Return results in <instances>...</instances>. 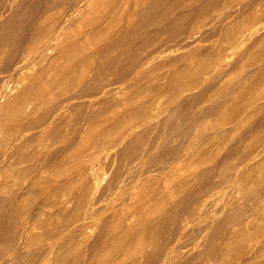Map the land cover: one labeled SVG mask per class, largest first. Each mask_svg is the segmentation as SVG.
<instances>
[{
    "label": "rangeland",
    "instance_id": "1",
    "mask_svg": "<svg viewBox=\"0 0 264 264\" xmlns=\"http://www.w3.org/2000/svg\"><path fill=\"white\" fill-rule=\"evenodd\" d=\"M0 2V104L12 101L0 125L22 122L15 100L36 96L44 69L60 80L79 68L32 112L78 95L58 138L32 146L28 133L4 158L0 129V264H264V0ZM95 123L114 134L101 147ZM59 136L79 137L83 162L52 165L68 150Z\"/></svg>",
    "mask_w": 264,
    "mask_h": 264
},
{
    "label": "bare ground",
    "instance_id": "2",
    "mask_svg": "<svg viewBox=\"0 0 264 264\" xmlns=\"http://www.w3.org/2000/svg\"><path fill=\"white\" fill-rule=\"evenodd\" d=\"M15 1V0H14ZM86 1V0H85ZM84 2V1H83ZM1 3V2H0ZM3 3V2H2ZM10 3V2H9ZM11 3H12V0H11ZM13 4V3H12ZM11 4V5H12ZM2 5V4H1ZM4 5H5V3H4ZM6 5H7V3H6ZM5 5V6H6ZM10 5V6H11ZM75 5V7H76V4H74ZM86 5H87V3H86ZM89 5V4H88ZM83 6V5H82ZM13 7V6H12ZM74 7V6H73ZM77 8V7H76ZM78 10H79V8H78ZM8 11V10H7ZM68 11H69V9H68ZM78 12V11H77ZM1 14V16H2V14L3 13H0ZM4 14H5V12H4ZM3 14V15H4ZM74 14V13H73ZM72 15V14H71ZM68 16V15H67ZM69 16H70V12H69ZM52 18H53V16H51ZM55 17V16H54ZM64 17H65V15H64ZM67 18V17H66ZM0 19H2L1 17H0ZM63 20V19H62ZM61 20V21H62ZM65 20V19H64ZM1 21V20H0ZM9 22V21H8ZM63 22V21H62ZM1 25H2V23H0ZM40 24H42V23H40ZM40 24H39V26H40ZM49 24V23H48ZM58 24V23H57ZM59 24H60V22H59ZM49 26H50V24H49ZM45 27V26H44ZM51 27V26H50ZM49 27V28H50ZM52 27H56V24H55V26L53 25ZM59 27V26H58ZM62 27H63V25H62ZM249 28V27H248ZM259 28H261V26L258 24V25H256V26H254L252 29H250L248 32H246V33H244V36L242 37V40H240L239 41V43L237 44V45H235L236 47H238L239 45H241V43L243 42V41H245L246 39H248V38H250L255 32H257V31H259ZM52 29V28H51ZM60 29H61V27H60ZM33 30V29H32ZM51 31V30H50ZM42 32V31H41ZM40 32V33H41ZM48 32H49V30H48ZM47 32V33H48ZM59 33H61V31L59 30V29H55V31L53 30V33H50V35L49 36H47V37H45V38H43V39H41V41H39L38 42V48H39V50H38V48L36 49V51L38 52V54L37 55H39V56H42L43 55V53L45 52V50L47 49V47L48 46H50L49 44H51V41L53 40V39H55L56 38V36H58L59 35ZM45 34V33H44ZM49 34V33H48ZM34 36V35H33ZM29 37V36H28ZM32 37V36H31ZM34 38V37H33ZM36 38H37V36H36ZM35 38V39H36ZM41 38V37H40ZM38 39V38H37ZM2 40V39H1ZM0 40V41H1ZM32 40V39H31ZM2 43H3V41H2ZM28 43V42H27ZM34 43V42H33ZM1 44V43H0ZM75 45H78L77 43L75 44ZM1 46H2V44H1ZM24 46H25V43H24ZM234 46V47H235ZM4 47V46H3ZM21 47H23V46H21ZM36 48V47H35ZM1 49H2V47H1ZM16 49H17V47H16ZM15 49V50H16ZM24 49V48H23ZM23 49H21V50H23ZM26 49V48H25ZM28 49V48H27ZM4 50V49H3ZM19 50V49H18ZM0 52H1V50H0ZM3 53H4V51H3ZM28 53V52H27ZM46 53V52H45ZM20 54H22L21 53V51H20ZM20 54H19V57H20ZM3 55V54H2ZM1 55V56H2ZM23 55H24V52H23ZM45 55V54H44ZM0 56V57H1ZM22 56V55H21ZM25 56H27V54L25 55ZM29 56V55H28ZM27 56V57H28ZM27 57H23V58H20L15 64H16V67L15 68H17L18 66H20V65H22V64H24V61L27 59ZM37 57V56H36ZM46 57V56H45ZM15 58H16V56H15ZM18 58V57H17ZM12 59V58H11ZM43 59V58H42ZM40 60V59H39ZM144 60V59H143ZM16 61V60H15ZM31 60L29 59V62H30ZM44 61V60H43ZM148 61V60H147ZM151 61V60H150ZM13 62V61H12ZM40 62V61H39ZM49 63V66H50V61H48ZM116 62V61H115ZM25 63L26 64H28L26 61H25ZM44 63V62H43ZM89 63V62H88ZM146 63V62H145ZM148 63H149V61H148ZM26 64H24V66L26 65ZM47 64V65H48ZM53 64V63H52ZM86 64V63H85ZM136 64H138V63H136ZM141 64V63H140ZM7 65H10V64H8V62H7ZM88 65V64H87ZM12 66H13V64H12ZM23 66V65H22ZM28 66V65H27ZM44 67H45V65H43ZM140 66V65H139ZM53 67V66H52ZM52 67H51V69H52ZM143 67V66H142ZM141 67V68H142ZM5 68H7V67H5ZM19 68H22V67H19ZM50 68V67H49ZM9 69H10V67H9ZM24 69V68H23ZM23 69H20V70H23ZM41 69H42V67H41ZM44 69V68H43ZM136 69V68H135ZM137 69H138V66H137ZM13 70V69H12ZM19 70V71H20ZM60 70V69H59ZM75 70H76V68H75ZM74 70V71H75ZM52 71V70H51ZM133 71V70H132ZM131 71V72H132ZM135 71V70H134ZM138 71H140V70H138ZM4 72V71H3ZM5 72H6V70H5ZM53 72V71H52ZM60 72V71H59ZM68 72V71H67ZM0 73H2V72H0ZM12 73V72H11ZM14 73H15V70H14ZM41 73H42V70H41ZM51 73V72H50ZM50 73H48V72H46V70L44 69V73L42 74V76L40 75L39 77H40V81H38V83L36 84L37 86H38V90H36V91H38V92H36L34 89V92H36L37 94H36V96L33 98V99H30L29 98V100H27L28 99V97H27V99H26V93H25V95L23 94V96H25V98H16V100H15V102L16 103H18V105L20 104V107H19V110H18V107H17V109H16V107H14L15 109H16V112H17V110H18V112L20 113V116H21V118H20V122L21 123H19V124H16V127L14 126V127H12L11 126V124L9 123V122H7V121H4L5 120V118L3 119V121L4 122H2V124L0 125V129L2 128V132L3 131H5V134H6V136L8 137V142H7V140H5L7 143L5 144V145H7V148H6V150H5V153L2 155L4 158L5 157H7L8 156V154H7V152H8V149H10V148H14V147H16L21 141H23V139H25V137H26V140L28 139L27 137H28V133H31V138L30 139H28V140H30V142H29V145L32 143V142H34V141H37V142H41L42 144H45V143H43L44 141H46V143H47V140L49 139V136H56L57 138H58V132L60 131V129L62 128V126H63V123L65 122V120L66 119H68L69 120V117H71V116H69V114H71V112H72V114H73V109L78 105V100H79V96L78 95H75V96H71V97H69L68 99L66 98V99H64V100H58L59 102H57L53 107H51L50 108V111L48 112V113H46L47 111L45 110V113H43V115L42 116H40V117H37V118H34L32 115H33V113L32 112H34V111H36L37 109H38V107L39 108H41L40 106H39V104H45V103H48L49 104V102H51V100L54 98V100L56 99L55 98V92H56V90H57V88L58 87H61V86H63L62 84H64V83H67V82H71V80H73L74 78L75 79H77L78 77H79V68L77 69V71H76V74L73 72V74H72V72H71V74L72 75H74L75 77H73L72 75H66V76H63V78H61L60 80L58 79L57 80V78H52L53 76L52 75H50ZM56 73V72H55ZM133 73V72H132ZM142 73V72H141ZM6 74H7V72H6ZM59 74V73H58ZM61 74H62V72H61ZM128 74V73H127ZM13 75V74H12ZM36 75V74H35ZM57 75V74H56ZM60 75V74H59ZM132 75V74H131ZM3 76V75H2ZM50 76H52V77H50ZM54 76H55V74H54ZM137 76V75H136ZM4 77H5V75H4ZM8 77V76H7ZM9 79V78H8ZM7 79V80H8ZM74 79V80H75ZM129 79H130V77H129ZM134 79H135V77H134ZM2 80H3V77H2ZM2 80H1V82H2ZM76 81V80H75ZM78 81V80H77ZM5 82H6V80H5ZM4 83V82H3ZM60 83H62V84H60ZM0 84H2V83H0ZM33 84V83H32ZM73 84V83H72ZM78 84V83H77ZM4 85V84H3ZM2 85V86H3ZM6 85V84H5ZM68 85V84H67ZM35 86V85H34ZM70 85H68V87H69ZM5 87H7V86H5ZM29 87V85L27 86V88ZM64 87H65V84H64ZM71 87H72V85H71ZM2 88V87H1ZM26 88V89H27ZM35 88V87H34ZM74 88H75V86H74ZM7 89V88H6ZM6 89H4V87H3V90L5 91ZM9 89V88H8ZM10 90V89H9ZM25 90V89H24ZM64 90V89H63ZM30 91V89L28 90V92ZM105 93L107 92L108 93V91H109V89H104L103 90ZM0 92H1V90H0ZM9 92V91H8ZM21 92V91H20ZM31 92V91H30ZM29 92V93H30ZM61 92V91H60ZM60 92H59V94H60ZM102 92V91H101ZM58 93V92H57ZM100 93V92H99ZM5 94H6V92H5ZM21 94V93H20ZM76 94V93H75ZM100 94H102V93H100ZM30 95V94H29ZM32 95V94H31ZM58 95V94H57ZM56 95V96H57ZM1 96V95H0ZM23 96H21V97H23ZM60 96V95H59ZM69 96V95H68ZM58 97V96H57ZM59 98V97H58ZM62 98V97H61ZM15 99V98H14ZM14 99H13V102H14ZM57 100H55V102H56ZM1 102V101H0ZM9 102V101H8ZM55 102H53V104L55 103ZM11 104H12V101L11 102H9V103H7V105L6 106H1L2 104H0V117H2L3 116V114L5 115V117L8 115H6V113H8V107H10L11 108ZM14 105V104H13ZM17 105V104H16ZM51 105H52V103H51ZM45 106H46V104H45ZM50 106H48V108H49ZM43 108H44V105H43ZM12 112V111H11ZM11 112H10V114H11ZM19 113H17V114H19ZM101 113V112H100ZM36 114V113H35ZM94 114H95V111H94ZM14 116H13V118L15 117V112H14V114H13ZM96 115H97V111H96ZM99 115V114H98ZM10 116V115H9ZM69 116V117H68ZM68 117V118H67ZM94 118H97V117H95V116H93ZM16 118H19L18 116L17 117H15V119ZM98 118H100L101 120H104L105 118H101L100 116H98ZM120 118V117H119ZM10 119H11V116H10ZM14 119V120H15ZM17 120V119H16ZM117 120V119H116ZM130 121H132L131 120V118L129 119ZM8 121H9V119H8ZM97 121V120H96ZM119 121V125H117L116 123V125H117V127H119L120 125H123V123L124 124H127V123H130V121H128V119H119L118 120ZM1 122V121H0ZM11 122V121H10ZM18 122V121H17ZM99 122H100V124H101V121L99 120ZM103 123H104V121H102ZM107 121H105V123H106ZM117 122V121H116ZM12 123H14L13 122V120H12ZM16 123V122H15ZM102 123V124H103ZM104 123V124H105ZM114 123V122H113ZM25 124V125H24ZM66 124V123H65ZM76 124H78V123H76ZM97 124H98V122H97ZM96 123H95V125L96 126H98ZM133 124V123H132ZM13 125V124H12ZM18 125V126H17ZM73 125V124H72ZM134 125V124H133ZM74 126H75V124H74ZM93 126H94V124H93ZM92 126V127H93ZM94 127V128H92L93 129V133H94V136H95V138L93 137V136H91V137H93L94 138V140H95V142H94V144L97 146V147H101L100 145H102L101 143H103V142H107L106 140H108V139H110V135L111 134H113V132H111L110 134H109V132L107 133V130H105V131H99V126L98 127ZM106 126V125H105ZM110 126V125H109ZM113 126H114V124H113ZM128 126V125H127ZM130 127H131V124L129 125ZM128 126V127H129ZM139 125H134V126H132L130 129V132L125 136V137H123V140H126V137H128L129 135H131L132 133H134L135 131H136V129H137V127H138ZM22 128V129H21ZM104 127L102 126V129H103ZM107 128H110V127H108L107 126ZM21 129V130H20ZM63 129V128H62ZM69 128H67V130H68ZM98 129V130H97ZM101 129V130H102ZM128 129V128H127ZM65 128H64V133H65ZM74 132H77V131H79V128L77 129V127H75V129H72ZM112 131H113V129H111ZM118 130V129H117ZM119 130H121V127H120V129ZM118 130V131H119ZM123 130H126V128L125 129H123ZM89 131H91L92 132V130H89ZM60 132H62V131H60ZM127 132H128V130H127ZM4 133V132H3ZM3 133L1 134L2 136H3ZM33 133V134H32ZM90 133V132H89ZM118 133V132H117ZM63 134V133H62ZM67 134H68V132H67ZM71 134V133H70ZM0 135V137H2ZM79 135V134H78ZM114 135V134H113ZM5 136V135H4ZM75 136V135H74ZM112 136V135H111ZM60 137V136H59ZM73 137V136H72ZM6 139V138H5ZM102 139H104V140H102ZM50 140V139H49ZM53 140V139H52ZM54 140H56V139H54ZM122 140V141H123ZM4 141V142H5ZM57 141H58V139H57ZM121 141V142H122ZM28 142V141H27ZM49 142V141H48ZM58 142H60V143H65V145L67 144L68 145V150H66L65 151V153L64 154H62V152H61V154L62 155H57V154H55V155H57V156H55V157H53L50 161L52 162V165H53V163H54V161L55 162H58L59 164H62L63 162H67L68 160H70L71 158H75V160L76 159H78L79 160V155H80V159L83 157V152L85 151V148L83 147L84 145L82 144V147H81V152H79V137H75V138H70V137H63V138H61L60 137V140L58 141ZM58 142H57V144H58ZM51 143V142H50ZM54 143V142H53ZM52 143V144H53ZM55 143H56V141H55ZM59 143V144H60ZM23 145H24V143H22ZM34 144H35V142H34ZM42 144H41V146H42ZM4 145V146H5ZM32 145V144H31ZM48 145V144H47ZM64 145V146H65ZM66 145V146H67ZM33 146V145H32ZM54 146V145H53ZM58 146V145H57ZM57 146H55V148L57 147ZM61 146V145H60ZM81 146V145H80ZM6 147V146H5ZM25 147V146H24ZM36 147V146H35ZM45 147H46V145H45ZM52 147V146H51ZM51 147H49V148H51ZM38 147H36V150H38L37 149ZM41 148H43V147H41ZM48 148V149H49ZM52 149V148H51ZM50 149V150H51ZM12 150V149H11ZM14 150V149H13ZM41 150H43V149H41ZM44 150H46L45 148H44ZM35 151V150H34ZM63 151V150H62ZM33 152V151H32ZM31 152V153H32ZM36 152V151H35ZM40 152V151H39ZM56 152V151H55ZM54 152V153H55ZM60 152V151H59ZM3 153V152H2ZM27 153H29V152H26V154ZM18 154V153H17ZM42 153H40V155L38 154V156L36 157V159H37V161H39V163H42V162H44L45 163V161L46 160H49V155H41ZM0 155H1V153H0ZM52 155V154H51ZM18 156V155H17ZM30 156V155H29ZM33 156V155H32ZM82 156V157H81ZM14 157H15V155H14ZM20 157H22V155L20 156ZM31 157V156H30ZM35 157V156H34ZM34 157H33V159H34ZM8 158H10V157H8ZM3 159V158H2ZM13 159V158H12ZM18 159H19V157H18ZM24 159L26 160V158H25V156H24ZM24 159H22V160H24ZM32 159V160H33ZM9 159H7V161H8ZM11 160V159H10ZM2 161V160H1ZM82 162H83V158H82V160H81ZM3 162V161H2ZM3 164V163H2ZM92 168H93V166H92ZM0 170H1V168H0ZM2 170H3V168H2ZM259 170V169H258ZM261 170V169H260ZM92 171V170H91ZM262 171V170H261ZM2 172V171H1ZM259 173H257V175L259 174L260 175V171H258ZM206 173V172H205ZM262 173H264V172H262ZM261 175H263V174H261ZM260 175V176H261ZM196 196V195H195ZM259 202H260V200H258ZM257 204H259V203H257ZM93 205H94V203H93ZM89 210V209H88ZM232 217V216H231ZM230 217V218H231ZM227 218V217H226ZM227 220V219H226ZM231 220H233L232 218H231ZM231 220H230V222H231ZM226 222H228V221H226ZM225 222V223H226ZM230 222H228V226H229V223ZM249 222V221H248ZM246 223V222H245ZM188 224H189V222H186L185 224H183V226L186 228L187 226H188ZM232 224V223H231ZM249 224V223H248ZM224 226V225H223ZM226 226V225H225ZM246 226V225H245ZM249 227V226H248ZM250 227H251V225H250ZM253 228H254V226H252ZM235 228V227H234ZM241 228V227H240ZM242 228L243 229H241V230H239V227H238V229L237 230H232L233 232H232V234L228 237L227 236V239H225L226 241H225V243H224V245L222 246V250L220 251V252H222L223 254H226L227 252H230L231 250H233V248H234V246H233V243H235V242H240V241H234V240H237L239 237H240V239H241V235L242 234H244L245 233V230L244 229H246V228H244L243 226H242ZM239 230V231H238ZM242 230H244V232L242 233ZM247 231V230H246ZM251 232V231H250ZM231 233V232H230ZM242 233V234H241ZM251 233H253V231L251 232ZM255 233V232H254ZM254 235V234H253ZM253 235H251L250 234V236L252 237ZM247 236H248V234H247ZM237 238V239H236ZM249 238V237H248ZM239 239V240H240ZM242 239H243V237H242ZM244 239H245V237H244ZM247 239V238H246ZM246 239H245V241H246ZM241 243H243L242 241H241ZM235 245V244H234ZM172 249V248H171ZM252 249H253V247H252ZM174 250V249H173ZM235 250H237L236 249V247H235ZM234 250V251H235ZM251 250V249H250ZM172 251V250H171ZM253 251V250H252ZM173 252V251H172ZM167 253H169V252H167ZM173 254V253H172ZM169 255H171V253H169ZM104 261V260H103ZM101 263H103L102 261H101ZM100 264V263H99ZM244 264V263H243Z\"/></svg>",
    "mask_w": 264,
    "mask_h": 264
}]
</instances>
